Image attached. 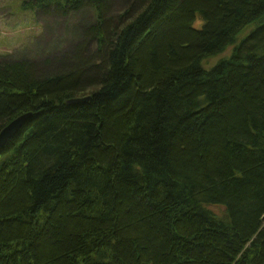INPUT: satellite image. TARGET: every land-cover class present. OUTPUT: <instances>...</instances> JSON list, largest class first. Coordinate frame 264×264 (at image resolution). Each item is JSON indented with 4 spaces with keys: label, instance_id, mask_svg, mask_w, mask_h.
<instances>
[{
    "label": "trees",
    "instance_id": "obj_1",
    "mask_svg": "<svg viewBox=\"0 0 264 264\" xmlns=\"http://www.w3.org/2000/svg\"><path fill=\"white\" fill-rule=\"evenodd\" d=\"M113 2L24 1L92 20L0 57V264H264V0Z\"/></svg>",
    "mask_w": 264,
    "mask_h": 264
},
{
    "label": "rangeland",
    "instance_id": "obj_2",
    "mask_svg": "<svg viewBox=\"0 0 264 264\" xmlns=\"http://www.w3.org/2000/svg\"><path fill=\"white\" fill-rule=\"evenodd\" d=\"M24 1L0 0V57L12 53L15 55L14 53L23 50L25 45H30L39 39L44 43V47L47 43L53 42L54 53L63 49L60 56L54 59L52 66L58 69L63 65L64 60L74 64L76 47L70 41L77 34L79 24L85 25L92 20L90 8L73 13L66 19L55 12L36 14L38 19L37 17L35 19L34 13L23 7ZM112 5L118 8L121 0H114ZM200 24L201 22L197 21L196 25ZM232 50L233 46H230L226 51L205 60V63L212 65L220 58L228 56ZM92 52L91 48L86 50L84 55L89 57Z\"/></svg>",
    "mask_w": 264,
    "mask_h": 264
},
{
    "label": "water",
    "instance_id": "obj_3",
    "mask_svg": "<svg viewBox=\"0 0 264 264\" xmlns=\"http://www.w3.org/2000/svg\"><path fill=\"white\" fill-rule=\"evenodd\" d=\"M92 98L91 95L74 97L68 100L71 104L86 103ZM33 115V112H25L12 119L0 131V147L4 146L23 127L25 122Z\"/></svg>",
    "mask_w": 264,
    "mask_h": 264
},
{
    "label": "bare ground",
    "instance_id": "obj_4",
    "mask_svg": "<svg viewBox=\"0 0 264 264\" xmlns=\"http://www.w3.org/2000/svg\"><path fill=\"white\" fill-rule=\"evenodd\" d=\"M6 125H7V124H6ZM6 125H5V126H6ZM0 131H1V130H0Z\"/></svg>",
    "mask_w": 264,
    "mask_h": 264
}]
</instances>
